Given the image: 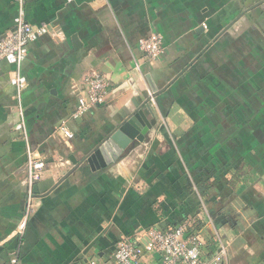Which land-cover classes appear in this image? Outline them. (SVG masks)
I'll list each match as a JSON object with an SVG mask.
<instances>
[{
  "label": "crops",
  "instance_id": "obj_1",
  "mask_svg": "<svg viewBox=\"0 0 264 264\" xmlns=\"http://www.w3.org/2000/svg\"><path fill=\"white\" fill-rule=\"evenodd\" d=\"M16 16L0 0V36ZM27 18L48 32L22 66L24 119L1 64L0 264H113L121 239L184 222L206 259L264 264V0H29ZM153 33L163 53L149 62L139 45ZM93 75L106 102L73 119ZM125 123L137 133L123 156L90 164ZM28 148L45 169L20 238Z\"/></svg>",
  "mask_w": 264,
  "mask_h": 264
},
{
  "label": "built area",
  "instance_id": "obj_2",
  "mask_svg": "<svg viewBox=\"0 0 264 264\" xmlns=\"http://www.w3.org/2000/svg\"><path fill=\"white\" fill-rule=\"evenodd\" d=\"M29 0H14L17 6L14 29L5 36H0V69L6 62L11 66L9 72L11 82L17 90L19 110L24 119L22 94L28 86V81L22 73V66L29 53V45L47 34L46 27L36 28L27 18V3ZM140 49L144 52L149 62H155L163 53V38L153 33L148 38L140 41ZM85 91L78 96L77 110L73 119L84 116L92 107L103 105L107 98V82L104 76L93 75L84 78ZM17 130L27 134L24 121L17 125ZM59 131L66 140H73L75 134L67 124L60 126ZM29 178L27 181V200L22 222L16 237L25 233L27 222L36 212L35 182L41 177L45 163L38 160L34 152L28 148ZM143 238L145 239L143 241ZM143 238H123L116 244L113 264H142L149 255H158L161 264H222V256L214 254L211 259H206L204 249L208 246L204 234L194 230L193 225L184 222L163 230L153 228L148 230ZM138 243V245L136 244ZM12 264H19L17 258L12 259ZM92 264H97L92 262Z\"/></svg>",
  "mask_w": 264,
  "mask_h": 264
},
{
  "label": "water",
  "instance_id": "obj_3",
  "mask_svg": "<svg viewBox=\"0 0 264 264\" xmlns=\"http://www.w3.org/2000/svg\"><path fill=\"white\" fill-rule=\"evenodd\" d=\"M152 87L155 93H158L157 88L153 85ZM136 133L131 124L125 123L100 146L99 150L95 152L96 154H92L87 158L88 162L93 164L99 158L104 167L114 164L123 156L132 139L135 138ZM139 139L142 140V137L139 136Z\"/></svg>",
  "mask_w": 264,
  "mask_h": 264
}]
</instances>
